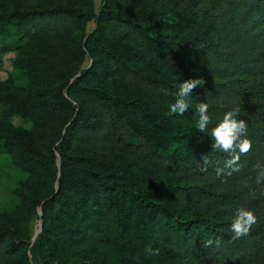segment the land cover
Wrapping results in <instances>:
<instances>
[{
	"label": "trees",
	"instance_id": "1",
	"mask_svg": "<svg viewBox=\"0 0 264 264\" xmlns=\"http://www.w3.org/2000/svg\"><path fill=\"white\" fill-rule=\"evenodd\" d=\"M78 25L81 40L63 37ZM12 35L44 36L54 50L60 40L69 63L89 65L32 93L0 95L2 119L32 121L31 130L8 123L2 136L11 165L28 176L13 191L15 208L0 212V264H32L39 209V264H264V0H103L96 13L68 4L1 9L0 52ZM53 68L37 71L47 77ZM195 78L205 83L187 98L189 110L169 114L180 83ZM202 102L208 132L196 128ZM234 109L252 141L236 170L210 135ZM120 153L143 171L118 162ZM241 207L257 222L235 239L230 225Z\"/></svg>",
	"mask_w": 264,
	"mask_h": 264
},
{
	"label": "rangeland",
	"instance_id": "2",
	"mask_svg": "<svg viewBox=\"0 0 264 264\" xmlns=\"http://www.w3.org/2000/svg\"><path fill=\"white\" fill-rule=\"evenodd\" d=\"M103 0H0L1 9H12L14 7H24L32 5H55L68 4L73 6H80L85 12L96 13ZM83 25L74 26L63 30V37L65 39L74 40L77 38L81 40V27ZM94 26V22L90 20L84 25V31H90ZM4 45L8 48L6 51L0 52V95L9 93H17L24 95L32 93L37 85L47 84L52 82L55 74L66 72L73 73L76 69L78 72L89 65V60L86 58L82 63L69 60L66 56L60 54V40H57L56 50L52 49L50 40L44 36L35 37L32 40L20 39L16 35L9 37ZM1 47V43H0ZM62 53H68L65 49ZM54 65L51 74L44 77V72H38L40 68ZM30 67H34L31 70ZM74 74V76L76 75ZM127 90V89H125ZM145 98V96L143 95ZM4 109L0 102V212H11L17 202L18 197L14 194V189L18 188L20 191V183L25 181L27 173L21 171L10 163V156L8 155L4 142L3 135L7 131V125L13 127H20L24 130L32 129V121L28 117L16 114L8 117L7 120L2 119L1 115ZM47 137H40L39 141H46ZM57 159H59L57 157ZM117 161H125L126 167L131 172H141V162L121 153L117 156ZM143 164V163H142ZM23 193L28 195L29 192L24 190ZM41 226V212L40 209L36 216L31 219V243L28 249L29 259L32 264H39L35 244L40 232Z\"/></svg>",
	"mask_w": 264,
	"mask_h": 264
},
{
	"label": "clouds",
	"instance_id": "3",
	"mask_svg": "<svg viewBox=\"0 0 264 264\" xmlns=\"http://www.w3.org/2000/svg\"><path fill=\"white\" fill-rule=\"evenodd\" d=\"M205 83L203 79L195 78L184 80L180 83L179 90L176 93V97L173 103L168 106L169 114H176L183 116L189 110V103L187 98L198 87ZM221 108L225 105L221 104ZM209 106L207 103H198L196 107V113L198 114V120L196 122V128L200 132H208V125L212 123V118L209 115ZM239 114V109L226 111L222 120L216 124L210 130L211 139L213 141L212 147L222 152L231 153V157L225 161V167L236 170L234 166L240 159L241 155L247 154L252 147V141L247 138V123L245 120H237L236 117ZM205 165L208 163L207 159L204 161ZM256 167H260L257 165ZM223 169L218 168L217 174H221ZM230 174V173H229ZM261 176H264V172H261ZM257 222V217L251 210H246L241 207L238 208L233 221L230 225V229L234 234L235 239L241 236L247 235L252 225ZM211 244L212 241L207 242ZM146 251L152 255H158L159 249L147 248Z\"/></svg>",
	"mask_w": 264,
	"mask_h": 264
}]
</instances>
